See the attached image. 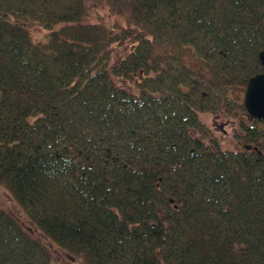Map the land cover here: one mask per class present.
Wrapping results in <instances>:
<instances>
[{"label":"trees","instance_id":"1","mask_svg":"<svg viewBox=\"0 0 264 264\" xmlns=\"http://www.w3.org/2000/svg\"><path fill=\"white\" fill-rule=\"evenodd\" d=\"M109 2L126 23L0 0V183L23 212L0 206V264H264V119L235 94L264 72V0ZM219 112L238 149L200 118Z\"/></svg>","mask_w":264,"mask_h":264},{"label":"rangeland","instance_id":"2","mask_svg":"<svg viewBox=\"0 0 264 264\" xmlns=\"http://www.w3.org/2000/svg\"><path fill=\"white\" fill-rule=\"evenodd\" d=\"M89 5H94L90 7L92 10H90L89 15L86 19V22H92L97 23V19L94 17L93 14L94 9L96 8L97 11H99V14L102 16V18L113 21L117 24L123 25L126 23L127 18V11L124 8H117L114 5H111L109 0H87ZM128 19V18H127ZM101 26H104L105 23H102L98 21ZM44 31L38 28H35L32 30V37L34 39H40L44 35ZM128 43L126 42L123 46H115L111 48V57L112 60L115 61L121 56H124L128 52ZM186 58L187 60L194 62L191 55L186 51ZM246 87H236L235 94L236 98L240 101H243L244 99V93H245ZM233 97L235 98V95L233 94ZM200 118L211 128L213 134L217 137V139L220 141V144L225 149H238L240 147L239 142L235 139V133L238 130L239 126V120L241 118V115H227L223 112L219 113H200ZM0 206L7 210L8 212L14 213L16 215V212L20 213L23 216V212L20 208V206L17 204V202L12 198L10 191L6 188L5 185L0 183ZM48 247L51 249V251L56 254V251L58 249L56 247H52L48 244ZM55 259H57L55 255ZM60 262V261H59ZM62 264V263H61ZM72 264H80L78 260H75L72 262Z\"/></svg>","mask_w":264,"mask_h":264},{"label":"water","instance_id":"3","mask_svg":"<svg viewBox=\"0 0 264 264\" xmlns=\"http://www.w3.org/2000/svg\"><path fill=\"white\" fill-rule=\"evenodd\" d=\"M258 59L264 70V50L258 53ZM243 104L250 117L264 119V72L254 75L248 81Z\"/></svg>","mask_w":264,"mask_h":264}]
</instances>
